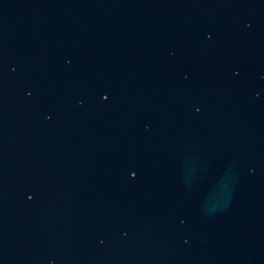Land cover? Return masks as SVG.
I'll list each match as a JSON object with an SVG mask.
<instances>
[{
    "label": "water",
    "instance_id": "1",
    "mask_svg": "<svg viewBox=\"0 0 264 264\" xmlns=\"http://www.w3.org/2000/svg\"><path fill=\"white\" fill-rule=\"evenodd\" d=\"M0 264H264V0H0Z\"/></svg>",
    "mask_w": 264,
    "mask_h": 264
},
{
    "label": "snow or ice",
    "instance_id": "2",
    "mask_svg": "<svg viewBox=\"0 0 264 264\" xmlns=\"http://www.w3.org/2000/svg\"><path fill=\"white\" fill-rule=\"evenodd\" d=\"M105 99L107 100V99H108V97L106 96V97H105Z\"/></svg>",
    "mask_w": 264,
    "mask_h": 264
}]
</instances>
